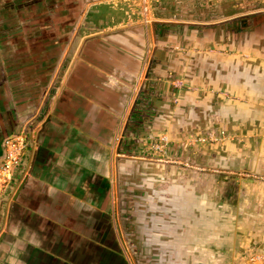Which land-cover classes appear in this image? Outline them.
I'll use <instances>...</instances> for the list:
<instances>
[{
  "label": "crops",
  "instance_id": "crops-1",
  "mask_svg": "<svg viewBox=\"0 0 264 264\" xmlns=\"http://www.w3.org/2000/svg\"><path fill=\"white\" fill-rule=\"evenodd\" d=\"M72 1L0 0V129L7 126V101L14 133L21 110L36 98L50 110L35 154L29 142L1 200L15 198L10 221L5 205L1 229L9 232L0 264H119L121 256L133 264L121 202L127 173L139 181L133 193L143 198L145 239L162 264L236 255L244 264L251 252L264 250L262 201L254 203L255 185L236 174L264 171L258 149L251 157L207 152L206 164L193 148L178 149L190 169L170 171L160 161L132 163L119 154L120 147L136 153L162 135L195 136L198 105L206 104L207 132L216 123L240 130L242 105L256 112L264 106V58L252 42L208 35L264 14V0H78L83 28L76 49L68 58L62 49L58 58L56 27L72 17ZM219 66L225 71L215 75ZM218 97L217 109L208 104Z\"/></svg>",
  "mask_w": 264,
  "mask_h": 264
},
{
  "label": "rangeland",
  "instance_id": "rangeland-1",
  "mask_svg": "<svg viewBox=\"0 0 264 264\" xmlns=\"http://www.w3.org/2000/svg\"><path fill=\"white\" fill-rule=\"evenodd\" d=\"M121 14H124V12H120V15ZM109 17H110L109 14L102 15L101 20H106ZM98 20L99 18H96L94 21L98 22ZM185 35L188 36V38L189 36H193L190 31L186 32L184 36ZM199 35L202 36L201 34H198V36L196 34V36H194V39L199 37ZM217 36L218 35H216V37ZM246 40H248L249 42H252V46H250L251 47L250 49L256 51V54H260L264 58V14H257L254 17H251L249 28L247 29L246 34L242 36V45L246 44ZM231 50L229 51L230 53L232 52ZM242 56L244 58L246 57L245 55H242ZM244 60L242 61L243 63L242 68H241L242 71H244L245 67L249 68V63L247 62V66L244 65L245 63ZM219 70H220V73L225 71L223 70V67L219 66L218 70H216L215 75L219 73ZM219 91L220 90L216 91L215 96L218 94L217 92ZM221 92H224V91H221ZM218 102H221V100H219V97H218V100L215 99V101L213 102L211 100L208 101V104H214L215 108L217 109V105H219ZM205 106L206 104H204V107L202 105L197 106L198 109H196V113L198 112V110L200 111L198 112V115L200 116V119H198V122L201 128L196 129L197 133L195 134V136L188 137L187 139L180 140V141L171 139L170 151L168 152L169 158L171 159L170 163H172V165L170 166L171 170L190 169L188 163L182 162L179 156L176 154V151L178 149L180 150L183 148H185L186 150H190L191 148H193L194 150L193 152L197 151V154L199 156L198 161L201 164H206L205 161H203L202 159H204L207 152H212V153H215L216 155H221V156L225 154H237L241 152L242 155H250L251 157L252 155H254V152L256 151V149H258V151L261 152L260 155H262L264 159V153H263L264 152V106L257 105L259 107V110L258 112H256L254 108L250 109L249 107L242 105V128L240 130L235 129L232 125L222 126L221 123H216L214 125V129L209 130L208 132L205 129L207 125L209 124V123L206 124L204 120L205 119L204 113L206 111ZM203 110L205 111L203 112ZM261 123L263 124V126L260 125ZM225 127H227V129H225ZM168 137L170 138V136ZM191 139L195 141L191 143L190 142ZM226 143H230V144L227 146ZM149 144L150 143H148L147 146ZM147 146L145 145L143 148L140 149V151L146 149ZM124 150H122V148L120 147V153L125 152ZM140 151L138 152L135 151V152L140 153ZM152 157H149V158L151 159ZM132 163H140V162H132ZM160 163H163V161ZM247 164H248L247 162L246 163L243 162L242 166L247 165ZM163 167H167V166L163 165ZM197 168L202 169V166L199 165L197 166ZM209 168L210 167H207L206 170ZM238 173L241 174L240 176L242 178V181L246 183L245 185L247 184L255 185V188L252 189V192L254 194V203L257 204L260 201H262V204L260 205H261V208L263 209L264 194L260 195L259 193H261L264 190V171L260 170L255 173V172L249 171V168H247L245 169V171L236 172V174ZM132 175L133 176L131 178V181L139 182L135 178L136 175L135 174H132ZM242 187H243L242 190L244 191L245 186L242 185ZM204 192H205V189H204ZM217 192H218V189H217ZM223 194H224L223 190L220 193L218 192L216 198L217 199L222 198ZM258 197H260V199L258 200L259 202H256ZM262 215H264V209H263ZM205 230L206 228L204 226L203 227L201 226L200 236L203 234V236L205 237L204 235L206 232ZM205 257H202V258L199 257L197 259L196 258L188 259L187 263L192 264V263H195L197 260L199 261L198 264H203V262H212L213 260L212 258H209V257L205 258ZM242 258L244 259L243 255H240L239 257L238 255H236L234 258L233 257L231 258L229 256L227 258H222L221 260H213V261L215 262V264H242L243 262Z\"/></svg>",
  "mask_w": 264,
  "mask_h": 264
},
{
  "label": "flooded vegetation",
  "instance_id": "flooded-vegetation-1",
  "mask_svg": "<svg viewBox=\"0 0 264 264\" xmlns=\"http://www.w3.org/2000/svg\"><path fill=\"white\" fill-rule=\"evenodd\" d=\"M81 5L82 3L76 0L75 2H71V6H73L74 10L72 11V17L65 21V23H59L57 25L56 30L60 33L55 34V44L57 50V56L60 57L62 49H65V52L68 56L72 57L73 52L76 49V41L78 39L79 31L83 28V23L80 22L79 14L81 13ZM251 17L249 16L247 18H239L236 19L234 22L229 24H222L216 27L211 28L208 31V35L215 37L214 39H220V37H223V39L230 37L231 41H234L236 43L242 42V36L246 34L247 29L249 28V23L251 21ZM81 24V25H80ZM67 29V35L65 37L63 36V31H66ZM77 32V34H76ZM216 35H218L216 37ZM71 45V48L68 49L69 45ZM62 45V46H61ZM7 114L9 115V118H7V126L5 128L0 129V141L3 140V138L11 133H14L17 131V125L14 122V115L12 113L13 106L10 105V102L7 101ZM17 128V129H16ZM171 161H163V165L167 167H162L164 170L170 171V166L172 163ZM132 173H127L125 175V178H122V186L123 189L126 190L122 193V206L123 208V217H124V227L126 230V237H127V243L128 247L132 256V262L133 264H162L164 260L160 258L159 251L153 250L149 248V244L147 242V238L144 235V229L142 226V222L140 217L142 216L143 212H141V208L139 207V204H141V200H143L142 195L138 198L134 193V188H137V185L139 183L131 181ZM130 186V187H129ZM129 187V188H128ZM138 198V199H137ZM4 198L0 199V243L4 241L7 238V234L9 232L8 228L4 231L1 229V224L3 223L5 219V204L1 201ZM11 213L7 216L9 218L8 221H10L14 216V206H11ZM146 238V239H145ZM1 248V246H0ZM1 251V250H0ZM121 258V262L119 264H127L126 260L121 256L118 257Z\"/></svg>",
  "mask_w": 264,
  "mask_h": 264
},
{
  "label": "built area",
  "instance_id": "built-area-1",
  "mask_svg": "<svg viewBox=\"0 0 264 264\" xmlns=\"http://www.w3.org/2000/svg\"><path fill=\"white\" fill-rule=\"evenodd\" d=\"M177 84L182 86L181 83ZM194 141L191 139L190 142L193 143ZM170 146L171 139L168 135H162L157 140H153L140 153L122 152L119 154L125 158L150 159L149 157L153 156L151 159L156 161H171L168 155ZM29 147V141L23 133H11L3 138L0 151V199L10 191L15 172L23 163L24 153ZM244 264H264V250H254L251 252Z\"/></svg>",
  "mask_w": 264,
  "mask_h": 264
},
{
  "label": "water",
  "instance_id": "water-1",
  "mask_svg": "<svg viewBox=\"0 0 264 264\" xmlns=\"http://www.w3.org/2000/svg\"><path fill=\"white\" fill-rule=\"evenodd\" d=\"M35 103V104H34ZM31 106L24 108V110H21V115H20V119H19V126H20V130L16 133H23L27 140L30 142L31 145V155L35 154V151L33 149V145L36 142V137L37 135L40 136V134H42V132L44 131L45 127H46V123H47V119L45 114L48 112H50L49 110V103L46 106H41L43 104V98L39 97L36 98L35 102H34ZM48 109V111H46ZM129 162H147V161H152V160H146V159H138V158H126ZM154 163H156L157 161H153ZM158 164H162V163H158ZM14 193V188L11 190V193ZM10 193V194H11ZM12 196L8 198V200L6 199L4 201V204L6 205L7 201L8 202V215H10L11 213V206L12 203L14 202L15 198L13 196V194H11Z\"/></svg>",
  "mask_w": 264,
  "mask_h": 264
},
{
  "label": "trees",
  "instance_id": "trees-1",
  "mask_svg": "<svg viewBox=\"0 0 264 264\" xmlns=\"http://www.w3.org/2000/svg\"><path fill=\"white\" fill-rule=\"evenodd\" d=\"M245 18H247V17H245Z\"/></svg>",
  "mask_w": 264,
  "mask_h": 264
}]
</instances>
